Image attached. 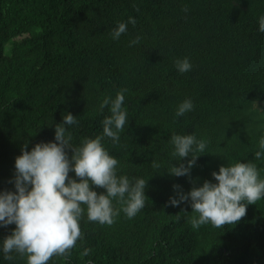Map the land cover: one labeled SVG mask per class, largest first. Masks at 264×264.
Returning <instances> with one entry per match:
<instances>
[{"label":"trees","instance_id":"trees-1","mask_svg":"<svg viewBox=\"0 0 264 264\" xmlns=\"http://www.w3.org/2000/svg\"><path fill=\"white\" fill-rule=\"evenodd\" d=\"M261 16L264 0H0V191H15L23 145L31 151L54 141L64 115L78 121L66 126L74 146L101 135L111 113L100 104L121 88L128 89L127 122L119 143L107 137L102 143L119 161L118 175L149 179L145 207L131 219L115 199L121 211L112 225L90 222L82 205V239L71 256L47 264H264V197L235 226L198 230L188 222L197 215L190 201L168 203L174 185L187 193L205 180L216 183L212 173L222 165L251 161L264 179V156L255 159L264 138ZM129 17L136 24L113 39ZM185 57L192 68L180 73L175 61ZM189 98L193 110L177 117ZM173 133L209 141L191 178L167 172L179 163ZM15 227L0 226V264H27L15 252L4 259L3 240Z\"/></svg>","mask_w":264,"mask_h":264},{"label":"clouds","instance_id":"clouds-1","mask_svg":"<svg viewBox=\"0 0 264 264\" xmlns=\"http://www.w3.org/2000/svg\"><path fill=\"white\" fill-rule=\"evenodd\" d=\"M184 11H188L187 6ZM127 23L135 25L136 19L129 17L127 22H119L112 31L113 39L118 40L127 31ZM259 31L264 32V16L259 19ZM140 39L137 36L130 46ZM175 66L180 73L192 68L188 57L177 59ZM126 92L127 88H121L115 99L104 98L100 109L103 111L110 105L111 115L102 121L103 133L95 138H84L81 146L72 144V134L66 127L78 123L71 113L55 125L54 141L39 142L31 151L27 143L23 145L22 154L15 160V191H0V226L16 225L3 240L4 259L13 260L15 252L27 256V264H47L53 256H71L76 242L83 237L80 228L82 205L87 206L88 220L101 225H112L119 216L121 209L114 208V199L130 219L145 207L149 179L118 175L119 161L102 143L105 137L114 144L120 141V133L127 122V109L123 107ZM193 108V101L185 99L178 106L176 116ZM170 143L174 146L173 161L179 163L178 166L172 163L167 172L191 178V169L198 157L207 153L209 141L198 139L195 134L173 133ZM259 147L261 151L255 152L257 160L264 156V138L259 141ZM68 149L72 150L71 155ZM186 157L191 159L184 163ZM152 167L158 169L160 164L153 161ZM72 171L75 177L69 176ZM212 176L216 183L205 180L202 186H193L187 193L179 184L174 185L176 195L168 202L179 206L190 201L192 212L197 215L191 216L188 222L196 230L208 223L215 228L235 226L246 215L247 206L264 197V179L259 178L257 165L251 161L222 165ZM92 185L106 191L98 194ZM90 251L85 248L82 255L87 256Z\"/></svg>","mask_w":264,"mask_h":264},{"label":"rangeland","instance_id":"rangeland-1","mask_svg":"<svg viewBox=\"0 0 264 264\" xmlns=\"http://www.w3.org/2000/svg\"><path fill=\"white\" fill-rule=\"evenodd\" d=\"M10 44L7 45V51H8V47H9Z\"/></svg>","mask_w":264,"mask_h":264}]
</instances>
